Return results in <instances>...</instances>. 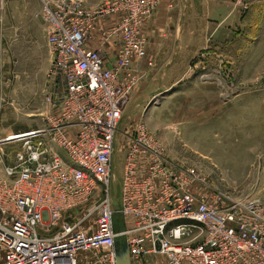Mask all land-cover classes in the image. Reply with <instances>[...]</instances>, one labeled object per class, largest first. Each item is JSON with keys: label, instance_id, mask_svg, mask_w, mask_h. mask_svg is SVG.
I'll return each mask as SVG.
<instances>
[{"label": "built area", "instance_id": "2783aa9c", "mask_svg": "<svg viewBox=\"0 0 264 264\" xmlns=\"http://www.w3.org/2000/svg\"><path fill=\"white\" fill-rule=\"evenodd\" d=\"M39 1L52 83L42 125L0 141L19 146L0 158V264H116L119 240L129 264H264V195H197L147 129L124 134L118 199L112 191L143 77L132 67L147 56L142 29L161 0Z\"/></svg>", "mask_w": 264, "mask_h": 264}, {"label": "rangeland", "instance_id": "374dc122", "mask_svg": "<svg viewBox=\"0 0 264 264\" xmlns=\"http://www.w3.org/2000/svg\"><path fill=\"white\" fill-rule=\"evenodd\" d=\"M81 1L92 8L104 2ZM39 3L0 0V141L42 125L39 114L52 83V54L44 22L37 17ZM207 4L209 17L214 13L218 17L216 34L210 26V37L194 42L201 51L184 60L185 73L180 76L192 80L159 103L136 110L129 105L121 124L120 148L129 142L124 134L147 129L162 149L171 176L193 181L197 195L262 196L264 0H207ZM220 10H230L231 16L219 19ZM195 11L205 13L199 6ZM209 22L214 23L211 18ZM190 69L194 73L188 75ZM18 147L0 146V158ZM121 159L117 153V181L112 186L116 199Z\"/></svg>", "mask_w": 264, "mask_h": 264}, {"label": "crops", "instance_id": "0c3cea01", "mask_svg": "<svg viewBox=\"0 0 264 264\" xmlns=\"http://www.w3.org/2000/svg\"><path fill=\"white\" fill-rule=\"evenodd\" d=\"M175 1L161 0L155 14L143 26L142 31L147 38V56L139 63H134L132 67L137 74L143 75L134 87L130 97L129 105H132L134 110L143 106L147 107L150 103H159L166 94L187 86L191 79L190 76L184 78L180 74L181 72L183 75L185 73L184 60L189 59V57L192 58L197 54V51H201L200 47L194 42H200L203 38L210 37V26L214 32L213 36L216 34L215 22L218 17H215V13L213 17H209L210 6H208L207 0H196L197 2H194V0ZM39 6L38 13L40 14L41 2ZM198 6L205 11L203 16L195 11ZM213 6L212 4L211 7ZM218 12L221 15L219 17L221 20L231 16L230 10H220ZM210 18L214 23L210 24ZM97 42V40L92 41L91 47L98 48ZM111 49V47L106 49L109 53V67L114 65L116 60V54ZM192 73L194 71L190 69L188 75ZM119 143L122 144L123 142L119 141ZM122 146L120 154L122 155L121 163L124 166L128 143ZM138 169L143 175L146 166H139ZM122 174L123 168L121 169V179ZM114 181H117V179L115 178Z\"/></svg>", "mask_w": 264, "mask_h": 264}, {"label": "water", "instance_id": "95a60500", "mask_svg": "<svg viewBox=\"0 0 264 264\" xmlns=\"http://www.w3.org/2000/svg\"><path fill=\"white\" fill-rule=\"evenodd\" d=\"M116 264H129L128 249L123 240L116 242Z\"/></svg>", "mask_w": 264, "mask_h": 264}, {"label": "bare ground", "instance_id": "6f19581e", "mask_svg": "<svg viewBox=\"0 0 264 264\" xmlns=\"http://www.w3.org/2000/svg\"><path fill=\"white\" fill-rule=\"evenodd\" d=\"M9 136H11L12 138H15V137H13V136H15V134H12V135H9Z\"/></svg>", "mask_w": 264, "mask_h": 264}]
</instances>
